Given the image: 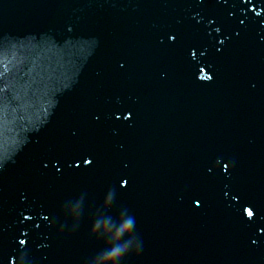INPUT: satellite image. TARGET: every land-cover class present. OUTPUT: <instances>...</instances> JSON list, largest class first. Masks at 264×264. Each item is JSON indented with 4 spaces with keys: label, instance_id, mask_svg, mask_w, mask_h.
I'll list each match as a JSON object with an SVG mask.
<instances>
[{
    "label": "water",
    "instance_id": "1",
    "mask_svg": "<svg viewBox=\"0 0 264 264\" xmlns=\"http://www.w3.org/2000/svg\"><path fill=\"white\" fill-rule=\"evenodd\" d=\"M93 0H0V264H55Z\"/></svg>",
    "mask_w": 264,
    "mask_h": 264
},
{
    "label": "snow or ice",
    "instance_id": "2",
    "mask_svg": "<svg viewBox=\"0 0 264 264\" xmlns=\"http://www.w3.org/2000/svg\"><path fill=\"white\" fill-rule=\"evenodd\" d=\"M249 215H251V213H249Z\"/></svg>",
    "mask_w": 264,
    "mask_h": 264
}]
</instances>
